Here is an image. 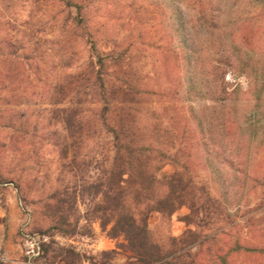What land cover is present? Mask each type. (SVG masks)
<instances>
[{
  "label": "rangeland",
  "instance_id": "rangeland-1",
  "mask_svg": "<svg viewBox=\"0 0 264 264\" xmlns=\"http://www.w3.org/2000/svg\"><path fill=\"white\" fill-rule=\"evenodd\" d=\"M71 1L86 4L97 51L132 44L125 74L169 93L143 107L179 132L184 172L206 187L194 189L192 223L186 206L153 212L152 239L164 249L175 240L200 264L222 253L264 264V0H200L204 17L196 0H0V264H127L96 210L111 155L100 104L78 96L71 137L54 116L59 86L81 83L95 60Z\"/></svg>",
  "mask_w": 264,
  "mask_h": 264
},
{
  "label": "trees",
  "instance_id": "trees-1",
  "mask_svg": "<svg viewBox=\"0 0 264 264\" xmlns=\"http://www.w3.org/2000/svg\"><path fill=\"white\" fill-rule=\"evenodd\" d=\"M71 2L76 8L73 25L89 29L92 44L88 51L95 60L89 61V69L84 79L80 78L81 83L59 86L56 92L60 98L54 101L58 104L54 116L61 120L67 136L71 137V133L80 127L75 128V118L79 117L77 104L81 102L78 96H92L100 104L99 120L104 132L111 136L110 161L98 185L102 201L96 210L101 226H109L111 237L122 238L119 246L126 253L127 264H200L198 255H192L188 250L180 252L179 247L174 246L175 240L170 249H164L152 239L148 228V218L153 212L170 216L182 206L189 209L184 216L185 222L192 223L191 219L200 209L194 189L206 188L204 185L198 187L184 172L192 165L191 153L186 157L181 155L183 139L179 132L163 126L162 113L154 114L143 107L147 96H166L169 93L164 88L154 89L147 81L125 74L131 63L132 44L125 41L111 50L97 51L99 30L90 27L86 4ZM197 4L200 6L198 12L204 17L202 1L192 3ZM218 69L220 67H216ZM193 91L191 86L188 89L190 98L194 96ZM64 102L72 104L71 107H64ZM191 119L197 120L193 111H190L189 119L184 117V123L192 134ZM66 143L63 139L64 150ZM166 166H171L172 171L167 173ZM201 193L204 197L205 193ZM62 194L53 195L57 198L56 203L62 201ZM190 236L191 231H187L183 238ZM235 246L241 248L240 243L236 242ZM217 260L227 264L226 253L217 254Z\"/></svg>",
  "mask_w": 264,
  "mask_h": 264
}]
</instances>
